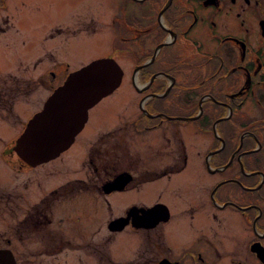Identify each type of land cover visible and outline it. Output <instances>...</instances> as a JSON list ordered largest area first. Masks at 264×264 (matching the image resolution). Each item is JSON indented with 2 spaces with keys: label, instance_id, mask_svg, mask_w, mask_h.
I'll return each instance as SVG.
<instances>
[{
  "label": "flooded vegetation",
  "instance_id": "obj_1",
  "mask_svg": "<svg viewBox=\"0 0 264 264\" xmlns=\"http://www.w3.org/2000/svg\"><path fill=\"white\" fill-rule=\"evenodd\" d=\"M17 1L0 0V33L20 31ZM50 1L41 51L16 61L30 72L9 74L59 84L109 57L136 107L63 180L11 157L10 138L0 249L15 264H264V0ZM88 39L104 51L75 60Z\"/></svg>",
  "mask_w": 264,
  "mask_h": 264
},
{
  "label": "rangeland",
  "instance_id": "obj_2",
  "mask_svg": "<svg viewBox=\"0 0 264 264\" xmlns=\"http://www.w3.org/2000/svg\"><path fill=\"white\" fill-rule=\"evenodd\" d=\"M15 3H17L15 6L10 5L8 13L14 15L20 31L10 28L9 31L0 33V94L5 91L0 95V182L11 178L12 168L6 159L12 148V142L8 144L10 138L20 133L26 120L35 110L42 107L44 100L54 87L62 83H28L9 74L10 71L25 76L30 72L20 63H18L19 70H17L16 61L19 57L28 58L33 53L41 51L40 33L46 31L48 24L55 20V17L51 15L55 3L50 0H26ZM1 13L6 14L4 11ZM104 44L101 39H88L82 42L83 51L78 52L74 59L87 60L99 55L104 51ZM6 87H9L10 90H3ZM131 89L132 85L123 83L99 99L88 109L87 120L75 134L76 136L74 135V141L58 156L41 165L44 169L52 170L55 173V181L60 178L63 180V177L77 171L76 168L85 155L88 142L97 132L108 129L115 123L118 118L117 114L125 115L128 108L136 107L135 102L131 103L129 100L133 97ZM243 108L249 110L251 107L243 106ZM98 139L99 137H97ZM12 154L11 157L16 156L14 152ZM42 167L37 168L35 172L43 173ZM16 177L22 180L25 178V174L19 173ZM7 221L8 218L0 217V227L5 226ZM122 238L126 239L127 237L124 235ZM123 245L124 242L119 244L121 251L125 253L126 246Z\"/></svg>",
  "mask_w": 264,
  "mask_h": 264
},
{
  "label": "water",
  "instance_id": "obj_3",
  "mask_svg": "<svg viewBox=\"0 0 264 264\" xmlns=\"http://www.w3.org/2000/svg\"><path fill=\"white\" fill-rule=\"evenodd\" d=\"M120 76L119 66L109 57L71 71L25 123L15 139L16 154L32 165L58 155L83 126L88 108L112 92ZM0 264H15L8 249H0Z\"/></svg>",
  "mask_w": 264,
  "mask_h": 264
}]
</instances>
